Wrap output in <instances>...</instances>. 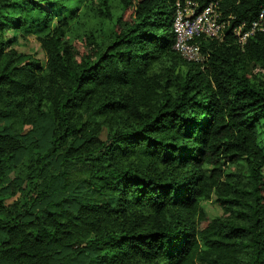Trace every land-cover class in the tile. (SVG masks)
<instances>
[{
  "label": "trees",
  "instance_id": "obj_1",
  "mask_svg": "<svg viewBox=\"0 0 264 264\" xmlns=\"http://www.w3.org/2000/svg\"><path fill=\"white\" fill-rule=\"evenodd\" d=\"M197 2L202 62L175 0H0V264H264V0Z\"/></svg>",
  "mask_w": 264,
  "mask_h": 264
},
{
  "label": "built area",
  "instance_id": "obj_2",
  "mask_svg": "<svg viewBox=\"0 0 264 264\" xmlns=\"http://www.w3.org/2000/svg\"><path fill=\"white\" fill-rule=\"evenodd\" d=\"M175 6L172 20L174 33L172 47L184 60L202 62L205 55L197 39L200 37L222 39L229 21L221 19V11L216 2H208L203 7H199L197 0H184V4L175 0ZM263 18L264 8L248 24L241 22L231 28L240 46L245 44L249 36L262 29Z\"/></svg>",
  "mask_w": 264,
  "mask_h": 264
},
{
  "label": "rangeland",
  "instance_id": "obj_3",
  "mask_svg": "<svg viewBox=\"0 0 264 264\" xmlns=\"http://www.w3.org/2000/svg\"><path fill=\"white\" fill-rule=\"evenodd\" d=\"M6 34L8 37L14 36L13 47L17 51L27 55H31L33 58H36L41 62V64H43L45 55L40 47L39 42L35 38V35L22 34L12 28L8 29ZM251 73L264 81V70L256 67L251 70ZM204 209L210 217L217 216L221 212L220 208L216 205L213 199L205 202Z\"/></svg>",
  "mask_w": 264,
  "mask_h": 264
}]
</instances>
